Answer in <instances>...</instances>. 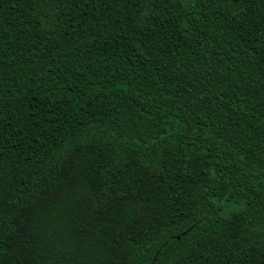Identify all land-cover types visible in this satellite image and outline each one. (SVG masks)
Listing matches in <instances>:
<instances>
[{"label":"trees","instance_id":"trees-1","mask_svg":"<svg viewBox=\"0 0 264 264\" xmlns=\"http://www.w3.org/2000/svg\"><path fill=\"white\" fill-rule=\"evenodd\" d=\"M0 264H264V0H0Z\"/></svg>","mask_w":264,"mask_h":264}]
</instances>
